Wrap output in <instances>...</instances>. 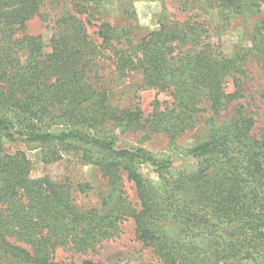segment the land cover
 <instances>
[{"label": "trees", "instance_id": "1", "mask_svg": "<svg viewBox=\"0 0 264 264\" xmlns=\"http://www.w3.org/2000/svg\"><path fill=\"white\" fill-rule=\"evenodd\" d=\"M43 1L0 0V264H104L62 261L57 253L94 252L127 220L162 264H264V88L245 86L249 65H264V17L248 35L251 46L227 56L195 17H164L159 29L136 39L130 9L120 8L130 24L115 25L105 19L106 0H71L73 10L56 21L46 54L42 36L25 34ZM190 3L218 9L226 25L264 6L181 1L183 8ZM133 74L157 92L147 116L136 93L128 98L121 89ZM202 120L205 134L185 149L181 142ZM117 130L144 139L163 135L196 168L173 172L169 158L118 147ZM7 139L82 152L83 164L106 181L100 203L78 205L87 185L34 177L31 160L7 151ZM52 155L44 153V162L60 161ZM125 178L137 204L126 196Z\"/></svg>", "mask_w": 264, "mask_h": 264}, {"label": "rangeland", "instance_id": "2", "mask_svg": "<svg viewBox=\"0 0 264 264\" xmlns=\"http://www.w3.org/2000/svg\"><path fill=\"white\" fill-rule=\"evenodd\" d=\"M182 0H106L104 14L105 19H109L120 25L129 23L126 16L121 13V9H130L134 14L131 22L136 26L131 28L134 33L132 36L141 39L144 35L159 29L160 23L164 17L174 20H187L189 17H195L197 20L205 22L210 26L213 39L220 41L222 51L227 55L233 54L242 47H250L249 33L264 17V6L255 13L247 16H234L229 24H224L220 11L207 10L199 8L198 5L190 3L187 8L181 5ZM73 10L71 0H44L41 4L40 14L27 23L25 34L31 36H42L44 42V52L51 53V38L55 31V23L61 19L65 12ZM123 11V10H122ZM84 18V16H81ZM94 23V22H93ZM97 27H91V33L97 39ZM249 78L245 86L248 91L254 92L264 88V65L259 62H252L249 67ZM143 78L140 74H133L126 78L121 84L122 90H127V96L130 98L136 93L135 103L139 104L143 110L144 116L152 111V102L155 100L157 92L142 88ZM231 89V86H230ZM166 93L159 95V98L165 99ZM232 108L222 114V118L228 117ZM260 124L264 120V105L260 111ZM54 127L52 131H57ZM119 137L117 146L127 149L144 148L157 158H169L171 161V171H191L196 168V161L191 156L184 155L182 152L170 149L168 139L163 135L153 136L144 139L140 133L127 131L121 133L117 130ZM205 134L204 120H202L195 131L189 133L181 146L190 149ZM6 149L9 152L17 150L24 151L32 162V174L34 177L50 176L56 181H69L75 185L84 184L85 192L79 194L78 205L85 209L100 203V194L106 191V181L102 179L99 170L92 165H84L81 160L82 152L68 150L63 145L45 146L40 143L31 144L29 148L24 141L12 139L6 140ZM44 153L52 157V153L61 156L58 162H44ZM141 171L145 176L150 175L146 167ZM126 196L133 204L138 203L134 185L126 178L123 181ZM174 237L179 236V231L174 229ZM57 259L62 261H77L81 259H92L104 264H162L159 258L154 254L151 248L141 243L135 235V224L131 220L123 221L120 225V233L112 240L103 242L96 248V251L89 252L87 255L79 257L72 255L67 251L59 250ZM230 264V262L226 263ZM235 264V263H234Z\"/></svg>", "mask_w": 264, "mask_h": 264}]
</instances>
